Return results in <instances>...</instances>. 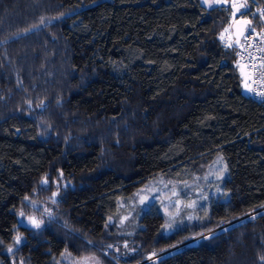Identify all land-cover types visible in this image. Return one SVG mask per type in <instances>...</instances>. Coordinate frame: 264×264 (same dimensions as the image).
<instances>
[{
    "label": "trees",
    "instance_id": "16d2710c",
    "mask_svg": "<svg viewBox=\"0 0 264 264\" xmlns=\"http://www.w3.org/2000/svg\"><path fill=\"white\" fill-rule=\"evenodd\" d=\"M233 5L264 19V0H0V264H264V104L219 37ZM160 177L194 202L173 223L135 202Z\"/></svg>",
    "mask_w": 264,
    "mask_h": 264
},
{
    "label": "rangeland",
    "instance_id": "374dc122",
    "mask_svg": "<svg viewBox=\"0 0 264 264\" xmlns=\"http://www.w3.org/2000/svg\"><path fill=\"white\" fill-rule=\"evenodd\" d=\"M206 5H213L219 3L221 0H202ZM229 25L223 29L222 33L228 29ZM240 72L243 78H247V71L242 66L239 65ZM222 164L220 162H215L206 175V179H215L221 176ZM179 188L177 185L169 182L165 178H158L155 181L150 182L148 185L143 187L137 194L136 204L141 208H147L151 204L159 206L160 209L168 216L169 220L173 223L174 220L180 218L184 210L187 208H192L194 202H188L182 196L178 194ZM134 202V201H133ZM170 227H168V230ZM63 264H98L94 257L70 259L64 258Z\"/></svg>",
    "mask_w": 264,
    "mask_h": 264
},
{
    "label": "built area",
    "instance_id": "2783aa9c",
    "mask_svg": "<svg viewBox=\"0 0 264 264\" xmlns=\"http://www.w3.org/2000/svg\"><path fill=\"white\" fill-rule=\"evenodd\" d=\"M258 11L263 12L264 18V6L254 9L251 16L257 14ZM230 16L232 20L235 18L233 11ZM238 17L243 18V15L240 14ZM219 37L225 44L233 45L231 26L229 25L226 31L221 32ZM234 47L237 48L239 64L247 71L246 93L254 100L264 104V19L254 29H249L248 25L240 44ZM154 256L149 254V258Z\"/></svg>",
    "mask_w": 264,
    "mask_h": 264
},
{
    "label": "water",
    "instance_id": "95a60500",
    "mask_svg": "<svg viewBox=\"0 0 264 264\" xmlns=\"http://www.w3.org/2000/svg\"><path fill=\"white\" fill-rule=\"evenodd\" d=\"M233 13L234 16L237 17L234 21L231 23V32L233 36V45L238 46L240 44V41L243 37V35L246 32V29L249 25V21L247 19L239 18L240 11L238 10V5H233ZM254 211L247 213L243 217L252 214Z\"/></svg>",
    "mask_w": 264,
    "mask_h": 264
},
{
    "label": "snow or ice",
    "instance_id": "6c2138e0",
    "mask_svg": "<svg viewBox=\"0 0 264 264\" xmlns=\"http://www.w3.org/2000/svg\"><path fill=\"white\" fill-rule=\"evenodd\" d=\"M43 183H46V181H44ZM26 199H27V198H26ZM33 223L35 224L36 227H39V226H40L39 223H37V222H35V221H33ZM206 238H207V237H206ZM20 239H21V238H20L19 236H17V237H16V243H20ZM9 251H11V249H9ZM153 255H155V253H153ZM261 259L264 260V257H261Z\"/></svg>",
    "mask_w": 264,
    "mask_h": 264
},
{
    "label": "crops",
    "instance_id": "0c3cea01",
    "mask_svg": "<svg viewBox=\"0 0 264 264\" xmlns=\"http://www.w3.org/2000/svg\"><path fill=\"white\" fill-rule=\"evenodd\" d=\"M241 73V72H240ZM243 78V77H242ZM243 80H244V84L246 85V81H247V78L245 77V78H243Z\"/></svg>",
    "mask_w": 264,
    "mask_h": 264
}]
</instances>
